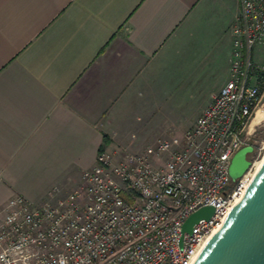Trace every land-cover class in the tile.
<instances>
[{
    "label": "built area",
    "instance_id": "2783aa9c",
    "mask_svg": "<svg viewBox=\"0 0 264 264\" xmlns=\"http://www.w3.org/2000/svg\"><path fill=\"white\" fill-rule=\"evenodd\" d=\"M229 80L182 137L144 152L99 151L68 195L35 205L13 196L0 212V264H194L244 196L256 165L236 182L234 156L249 134L264 85V0H240ZM204 207L210 219L184 233Z\"/></svg>",
    "mask_w": 264,
    "mask_h": 264
},
{
    "label": "crops",
    "instance_id": "0c3cea01",
    "mask_svg": "<svg viewBox=\"0 0 264 264\" xmlns=\"http://www.w3.org/2000/svg\"><path fill=\"white\" fill-rule=\"evenodd\" d=\"M211 1L0 0V212L16 195L70 194L152 91L154 61Z\"/></svg>",
    "mask_w": 264,
    "mask_h": 264
},
{
    "label": "rangeland",
    "instance_id": "374dc122",
    "mask_svg": "<svg viewBox=\"0 0 264 264\" xmlns=\"http://www.w3.org/2000/svg\"><path fill=\"white\" fill-rule=\"evenodd\" d=\"M235 11V0H212L199 18L173 35L154 61L152 91H146L145 98L138 92L129 114L120 115L109 131L114 142L103 150L144 152L160 139L182 137L194 126L207 102L229 80ZM255 60L264 65V47L255 50ZM259 110L263 120L249 134L255 149L249 156L253 162L264 156V85L252 122Z\"/></svg>",
    "mask_w": 264,
    "mask_h": 264
},
{
    "label": "water",
    "instance_id": "95a60500",
    "mask_svg": "<svg viewBox=\"0 0 264 264\" xmlns=\"http://www.w3.org/2000/svg\"><path fill=\"white\" fill-rule=\"evenodd\" d=\"M254 150L253 146H247L234 156L230 166L233 182L252 166L249 156ZM213 215V207L198 210L186 220L183 232L191 233L194 224ZM194 264H264V162Z\"/></svg>",
    "mask_w": 264,
    "mask_h": 264
},
{
    "label": "bare ground",
    "instance_id": "6f19581e",
    "mask_svg": "<svg viewBox=\"0 0 264 264\" xmlns=\"http://www.w3.org/2000/svg\"><path fill=\"white\" fill-rule=\"evenodd\" d=\"M262 120H263V113H262L261 110H259V111L257 112L255 118L253 119V122H252V124H251V128L253 129L255 126L259 125V124L262 122ZM263 162H264V156H263V158H261V160H259V162H258L257 165H256V172H255V175H256V173L258 172V170L260 169V167L262 166ZM239 201H240V200H239ZM239 201H238V202H239ZM213 236H214V235H213ZM213 236H212V237H213ZM212 237H211V238H212Z\"/></svg>",
    "mask_w": 264,
    "mask_h": 264
},
{
    "label": "trees",
    "instance_id": "16d2710c",
    "mask_svg": "<svg viewBox=\"0 0 264 264\" xmlns=\"http://www.w3.org/2000/svg\"><path fill=\"white\" fill-rule=\"evenodd\" d=\"M111 143V139L108 135H104V140H103V144L100 147V150H103V148L109 146Z\"/></svg>",
    "mask_w": 264,
    "mask_h": 264
}]
</instances>
